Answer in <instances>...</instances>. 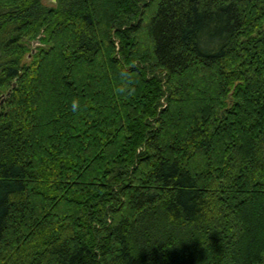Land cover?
Here are the masks:
<instances>
[{"label": "trees", "instance_id": "1", "mask_svg": "<svg viewBox=\"0 0 264 264\" xmlns=\"http://www.w3.org/2000/svg\"><path fill=\"white\" fill-rule=\"evenodd\" d=\"M55 2L0 0V264H264V0Z\"/></svg>", "mask_w": 264, "mask_h": 264}, {"label": "clouds", "instance_id": "2", "mask_svg": "<svg viewBox=\"0 0 264 264\" xmlns=\"http://www.w3.org/2000/svg\"><path fill=\"white\" fill-rule=\"evenodd\" d=\"M135 92V81L133 80L131 73L127 69H124L122 71L120 83L114 88V93L118 97L123 96L127 98L134 95ZM71 109L74 113H78L81 110V104L78 98L72 101Z\"/></svg>", "mask_w": 264, "mask_h": 264}, {"label": "rangeland", "instance_id": "3", "mask_svg": "<svg viewBox=\"0 0 264 264\" xmlns=\"http://www.w3.org/2000/svg\"><path fill=\"white\" fill-rule=\"evenodd\" d=\"M40 1V3L43 5V6H46V7H51V6H56L57 5V2H55V0H39ZM28 46H29V48H36V46H34V45H32V43L31 42H29L28 43ZM33 46V47H32ZM30 58L31 57H24V59H23V61L25 62V63H27L29 60H30Z\"/></svg>", "mask_w": 264, "mask_h": 264}]
</instances>
